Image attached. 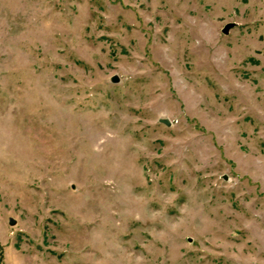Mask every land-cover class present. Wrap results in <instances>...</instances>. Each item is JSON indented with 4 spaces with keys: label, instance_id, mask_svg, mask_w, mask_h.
<instances>
[{
    "label": "rangeland",
    "instance_id": "374dc122",
    "mask_svg": "<svg viewBox=\"0 0 264 264\" xmlns=\"http://www.w3.org/2000/svg\"><path fill=\"white\" fill-rule=\"evenodd\" d=\"M0 264H264V0H0Z\"/></svg>",
    "mask_w": 264,
    "mask_h": 264
},
{
    "label": "water",
    "instance_id": "95a60500",
    "mask_svg": "<svg viewBox=\"0 0 264 264\" xmlns=\"http://www.w3.org/2000/svg\"><path fill=\"white\" fill-rule=\"evenodd\" d=\"M233 26V23H228L225 25L224 29H223V32L224 33H227L230 29V27ZM114 80H117V78L115 77ZM161 122L165 123L166 125H170V122L167 120V119H161ZM14 221L13 220H10V224H13Z\"/></svg>",
    "mask_w": 264,
    "mask_h": 264
}]
</instances>
